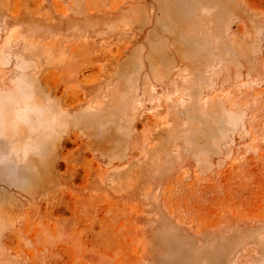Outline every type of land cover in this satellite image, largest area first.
<instances>
[{
  "label": "rangeland",
  "instance_id": "374dc122",
  "mask_svg": "<svg viewBox=\"0 0 264 264\" xmlns=\"http://www.w3.org/2000/svg\"><path fill=\"white\" fill-rule=\"evenodd\" d=\"M0 264H264V0H0Z\"/></svg>",
  "mask_w": 264,
  "mask_h": 264
}]
</instances>
